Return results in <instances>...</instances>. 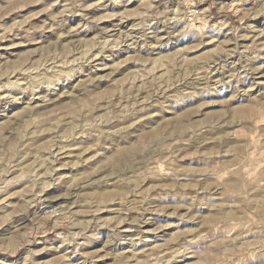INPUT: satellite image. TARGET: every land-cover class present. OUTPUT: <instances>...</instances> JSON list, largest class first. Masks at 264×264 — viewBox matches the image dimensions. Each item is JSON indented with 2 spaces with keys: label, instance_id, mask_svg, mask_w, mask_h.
Listing matches in <instances>:
<instances>
[{
  "label": "rangeland",
  "instance_id": "1",
  "mask_svg": "<svg viewBox=\"0 0 264 264\" xmlns=\"http://www.w3.org/2000/svg\"><path fill=\"white\" fill-rule=\"evenodd\" d=\"M0 264H264V0H0Z\"/></svg>",
  "mask_w": 264,
  "mask_h": 264
},
{
  "label": "built area",
  "instance_id": "2",
  "mask_svg": "<svg viewBox=\"0 0 264 264\" xmlns=\"http://www.w3.org/2000/svg\"><path fill=\"white\" fill-rule=\"evenodd\" d=\"M198 13H199V9H198V8H196V9H191V10L188 11V16H189V17H194V16H196Z\"/></svg>",
  "mask_w": 264,
  "mask_h": 264
},
{
  "label": "bare ground",
  "instance_id": "3",
  "mask_svg": "<svg viewBox=\"0 0 264 264\" xmlns=\"http://www.w3.org/2000/svg\"><path fill=\"white\" fill-rule=\"evenodd\" d=\"M222 68V67H221ZM213 69H215V68H213ZM223 75V74H222ZM219 79H221V78H219ZM222 81V80H221ZM32 86V85H31ZM34 86V85H33ZM21 163V162H20Z\"/></svg>",
  "mask_w": 264,
  "mask_h": 264
}]
</instances>
